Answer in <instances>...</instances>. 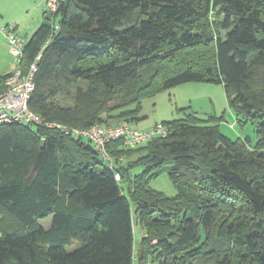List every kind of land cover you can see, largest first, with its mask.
Returning a JSON list of instances; mask_svg holds the SVG:
<instances>
[{"label":"trees","instance_id":"trees-1","mask_svg":"<svg viewBox=\"0 0 264 264\" xmlns=\"http://www.w3.org/2000/svg\"><path fill=\"white\" fill-rule=\"evenodd\" d=\"M39 52L28 107L48 122L136 125L141 98L213 82L256 139L188 113L137 147L109 141L108 168L85 138L4 124L0 264H264V0H59L24 70ZM163 166L173 196L149 186Z\"/></svg>","mask_w":264,"mask_h":264},{"label":"built area","instance_id":"built-area-1","mask_svg":"<svg viewBox=\"0 0 264 264\" xmlns=\"http://www.w3.org/2000/svg\"><path fill=\"white\" fill-rule=\"evenodd\" d=\"M58 6L59 0H45L46 15L55 14ZM53 29L58 30L59 25L55 23ZM0 32L5 38L14 61V69L6 74L3 81L4 88L0 92V127L12 122L25 125H43L56 127L66 135L85 138L92 143L96 156L108 168L113 166V159L106 151V144L109 141L120 139L124 147L134 148L154 137H165L169 133L168 127L162 122L147 128H140L128 123L113 126L95 123L88 128H81L46 121L28 107V101L34 89V74L37 71V60L40 57V52L24 70L22 58L25 40L18 32L16 23L11 21L1 24ZM48 42L49 40L45 42V45ZM114 178L119 179L117 172L114 174Z\"/></svg>","mask_w":264,"mask_h":264},{"label":"rangeland","instance_id":"rangeland-1","mask_svg":"<svg viewBox=\"0 0 264 264\" xmlns=\"http://www.w3.org/2000/svg\"><path fill=\"white\" fill-rule=\"evenodd\" d=\"M57 101H60L57 99ZM61 104L66 105L67 100L62 98ZM141 114L146 115L138 125L155 121L167 122L175 118L185 117L188 113L207 119L209 116L222 117L220 131L232 139L238 137L254 142L256 133L250 122L240 123L235 120L232 110L228 106L227 97L222 84L213 82H186L162 90L153 95L145 96L140 100ZM143 120V121H142ZM231 124L233 126H231ZM142 171L141 167L131 170L132 175ZM149 186L161 191L166 196L176 193L175 187L167 173V166H163L161 173L149 181ZM51 216L40 220L43 227H48ZM142 234L139 224L134 226V247L137 248ZM69 249H72V247Z\"/></svg>","mask_w":264,"mask_h":264},{"label":"crops","instance_id":"crops-1","mask_svg":"<svg viewBox=\"0 0 264 264\" xmlns=\"http://www.w3.org/2000/svg\"><path fill=\"white\" fill-rule=\"evenodd\" d=\"M44 13L45 0H0V25L14 21L18 32L25 41L43 22ZM13 69V57L10 54L3 34L0 32V78L10 73ZM155 123V121L146 122L140 126L137 122L136 125L140 128H147ZM231 126L233 125L231 124Z\"/></svg>","mask_w":264,"mask_h":264}]
</instances>
